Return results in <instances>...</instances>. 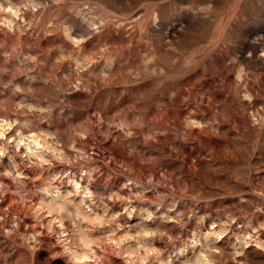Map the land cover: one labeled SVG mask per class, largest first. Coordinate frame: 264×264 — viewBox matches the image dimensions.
<instances>
[{
  "label": "clouds",
  "instance_id": "9594fccd",
  "mask_svg": "<svg viewBox=\"0 0 264 264\" xmlns=\"http://www.w3.org/2000/svg\"><path fill=\"white\" fill-rule=\"evenodd\" d=\"M0 264H264V0H0Z\"/></svg>",
  "mask_w": 264,
  "mask_h": 264
}]
</instances>
